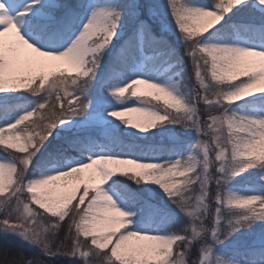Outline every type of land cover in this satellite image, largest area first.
I'll return each instance as SVG.
<instances>
[{"label": "snow or ice", "instance_id": "obj_1", "mask_svg": "<svg viewBox=\"0 0 264 264\" xmlns=\"http://www.w3.org/2000/svg\"><path fill=\"white\" fill-rule=\"evenodd\" d=\"M0 237L39 251L6 264H264V0H0Z\"/></svg>", "mask_w": 264, "mask_h": 264}, {"label": "trees", "instance_id": "obj_2", "mask_svg": "<svg viewBox=\"0 0 264 264\" xmlns=\"http://www.w3.org/2000/svg\"><path fill=\"white\" fill-rule=\"evenodd\" d=\"M258 19V17H257ZM159 33V32H158ZM164 35V34H163ZM164 38L167 39L174 47H176L177 51L180 52V54L183 56V47L177 43V39L173 36L164 35ZM186 57H184L185 64L187 65L188 73H191V67L185 60ZM109 63V57L104 58V65L105 67L108 66ZM28 100H19L14 101L13 103H28ZM151 131H156L155 129H152ZM92 135H97L95 132L92 133ZM119 136L122 140L125 142H135L137 144H140L142 147H144L146 150L151 147H162L165 149V155L168 151H171L175 145L171 139L161 138L158 134L155 137L143 139V138H132L124 133H119ZM163 137V136H162ZM72 153H70L71 155ZM126 179V178H125ZM132 184V182H129ZM133 187L139 188V185H134ZM212 187L214 188L215 185L213 184ZM66 234V228H62L58 233V237L60 239L63 238V236ZM58 242V241H57ZM24 258H33V257H39V251L37 249H33L29 246L23 245L19 240L9 237L7 239L0 237V264H6V262L11 261L13 257H21ZM50 260L57 261V264H68V261L71 259L70 257L61 256L59 258H45ZM80 264H83V261L80 262Z\"/></svg>", "mask_w": 264, "mask_h": 264}, {"label": "rangeland", "instance_id": "obj_3", "mask_svg": "<svg viewBox=\"0 0 264 264\" xmlns=\"http://www.w3.org/2000/svg\"><path fill=\"white\" fill-rule=\"evenodd\" d=\"M169 22H171V18H169ZM156 31L160 33V29H159L158 26H157V28H156ZM175 31H176V30L173 28L171 31L163 32L162 34H164V35H169V36H173L174 38H176ZM148 55H151V53L148 54ZM185 60H186V62L189 64V66L191 67V62L187 59V57L185 58ZM160 67H161L162 69H163V68H166V67H167V64L161 63ZM172 78H173V79H177V77L175 76L174 73L172 74ZM192 83H193V86H195V80H194V79H193ZM141 87L143 88L144 86H141ZM200 107H201V110L203 111V110H204V109H203V105H200ZM127 115H129V116H131V117L133 118V122H134V123L137 122V120H138V118H139V114H137V113H129V114H127ZM121 133H124V134L128 135L127 133H125V132H123V131H121ZM180 133H182V130L179 129V128H177V129H175L174 131H171V132H165V133H163V134H159V133H158V135H159L161 138L171 139L173 136L179 135ZM128 136H129V135H128ZM156 136H157V135H156ZM162 136H163V137H162ZM154 137H155V136H154ZM149 138H151V137H149ZM185 139H187V138H185ZM171 140H172V139H171ZM154 187H155V186H154ZM158 201H159V196L157 195V196L154 198L153 202L155 203V202H158Z\"/></svg>", "mask_w": 264, "mask_h": 264}]
</instances>
